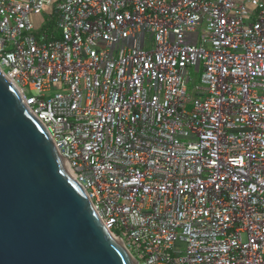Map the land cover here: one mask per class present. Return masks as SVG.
<instances>
[{
  "label": "built area",
  "instance_id": "obj_1",
  "mask_svg": "<svg viewBox=\"0 0 264 264\" xmlns=\"http://www.w3.org/2000/svg\"><path fill=\"white\" fill-rule=\"evenodd\" d=\"M0 69L138 264H264V0H0Z\"/></svg>",
  "mask_w": 264,
  "mask_h": 264
},
{
  "label": "water",
  "instance_id": "obj_2",
  "mask_svg": "<svg viewBox=\"0 0 264 264\" xmlns=\"http://www.w3.org/2000/svg\"><path fill=\"white\" fill-rule=\"evenodd\" d=\"M0 69V264H138Z\"/></svg>",
  "mask_w": 264,
  "mask_h": 264
},
{
  "label": "rangeland",
  "instance_id": "obj_3",
  "mask_svg": "<svg viewBox=\"0 0 264 264\" xmlns=\"http://www.w3.org/2000/svg\"><path fill=\"white\" fill-rule=\"evenodd\" d=\"M46 19L48 18L47 15H45ZM41 19H44V14L41 15ZM35 22V21H34ZM195 79V80H194ZM200 84V75L196 74L194 71H192L191 79L188 82V93L191 95L192 90L194 88V84Z\"/></svg>",
  "mask_w": 264,
  "mask_h": 264
},
{
  "label": "bare ground",
  "instance_id": "obj_4",
  "mask_svg": "<svg viewBox=\"0 0 264 264\" xmlns=\"http://www.w3.org/2000/svg\"><path fill=\"white\" fill-rule=\"evenodd\" d=\"M63 165H64V168H65L66 172H67L72 178H74V177H73V174H72L71 170L69 169V167H68V165H67V163H66L65 160H63ZM111 236L113 237V239H115V241H116L117 243H119L123 248H125V249L127 250L125 244L123 243V241H122L121 239L117 238V237L114 236V235H111ZM129 253H130V252H129Z\"/></svg>",
  "mask_w": 264,
  "mask_h": 264
}]
</instances>
